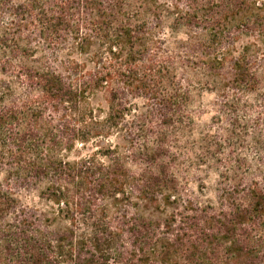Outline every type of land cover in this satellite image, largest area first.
<instances>
[{
	"label": "trees",
	"instance_id": "obj_1",
	"mask_svg": "<svg viewBox=\"0 0 264 264\" xmlns=\"http://www.w3.org/2000/svg\"><path fill=\"white\" fill-rule=\"evenodd\" d=\"M261 64L264 0H0V264H264V156L233 148L264 144ZM190 69L219 87L193 141ZM91 139L128 147L59 153Z\"/></svg>",
	"mask_w": 264,
	"mask_h": 264
},
{
	"label": "rangeland",
	"instance_id": "obj_2",
	"mask_svg": "<svg viewBox=\"0 0 264 264\" xmlns=\"http://www.w3.org/2000/svg\"><path fill=\"white\" fill-rule=\"evenodd\" d=\"M165 32H169L167 28ZM179 36H184L182 33ZM245 39L242 38L237 44L245 43ZM92 65L87 62V68L90 69ZM190 74L191 85L189 87L187 97V107L191 129L193 131V137L191 141L197 140L198 136L202 132L209 131L210 134L216 132L215 118L218 117V102L217 88L211 83V79L202 73L195 70H186ZM257 75L261 82L264 84V64L259 65L257 69ZM89 104L95 110V113L100 116H104L108 111V100L104 92H95L94 95L89 97ZM264 138V137H263ZM103 141H101L102 143ZM101 145H118L121 149L128 147V144H97L94 139L86 141L84 144L75 143L69 144V148H62L59 153L70 162L78 161L92 153H94ZM233 148L240 153V157L245 159L248 163L253 164L258 158L264 156V144H233ZM259 151V153H257ZM192 158V155H189ZM199 176V179H197ZM0 180H3L2 173L0 174ZM185 186L187 194L195 198L200 202H216V190L219 183L216 172L207 171L206 174H197L186 176ZM21 199L25 203H31L34 201L32 195L22 194Z\"/></svg>",
	"mask_w": 264,
	"mask_h": 264
}]
</instances>
